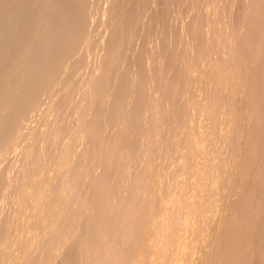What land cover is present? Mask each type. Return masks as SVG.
<instances>
[{"label": "bare ground", "instance_id": "6f19581e", "mask_svg": "<svg viewBox=\"0 0 264 264\" xmlns=\"http://www.w3.org/2000/svg\"><path fill=\"white\" fill-rule=\"evenodd\" d=\"M0 264H264V0H0Z\"/></svg>", "mask_w": 264, "mask_h": 264}]
</instances>
